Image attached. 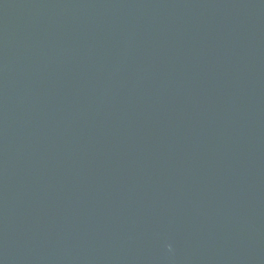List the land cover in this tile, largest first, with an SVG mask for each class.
I'll list each match as a JSON object with an SVG mask.
<instances>
[{
	"label": "water",
	"instance_id": "95a60500",
	"mask_svg": "<svg viewBox=\"0 0 264 264\" xmlns=\"http://www.w3.org/2000/svg\"><path fill=\"white\" fill-rule=\"evenodd\" d=\"M264 91V0H0V238L128 135Z\"/></svg>",
	"mask_w": 264,
	"mask_h": 264
}]
</instances>
